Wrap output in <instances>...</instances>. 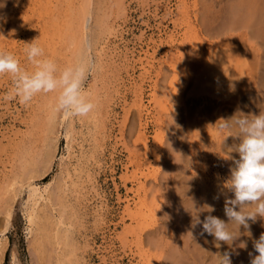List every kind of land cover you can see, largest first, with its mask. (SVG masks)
<instances>
[{
  "label": "rangeland",
  "instance_id": "rangeland-1",
  "mask_svg": "<svg viewBox=\"0 0 264 264\" xmlns=\"http://www.w3.org/2000/svg\"><path fill=\"white\" fill-rule=\"evenodd\" d=\"M63 1L64 0H60L61 3H63ZM73 1L75 2V4L78 3V5L81 2V0H73ZM103 1H104L103 7L104 6L107 7L109 5L110 6L109 8H111V5L115 4V2H113L115 0L112 1L103 0ZM103 1L100 0V3ZM195 1L196 0H185V1L184 0H123V1L117 0L118 6L116 4L115 6L116 9H114L115 13L114 11H112L111 13L113 15L111 14V16L109 13L108 22L100 28L99 34L97 35L98 38L96 36V39L99 42V47L100 48L103 47V49H105L106 52L105 53L107 58L105 60L106 66L102 69L103 71L102 70L98 71L97 67H95V63H94L95 57L92 56L93 53L90 56L91 57L90 59L94 60L93 62H91L93 65V69L96 70L98 73L96 72L94 75L93 71L91 72V74L89 75L86 81L85 87L86 90L91 94L93 102L95 103L96 107L94 111L89 114L88 117H82L84 119L86 118L85 123L79 120L78 119L79 117H68L62 120V117L60 116L61 113L57 114V115L60 114L59 116H57L58 118L59 117L60 118L58 119L59 123L56 125L57 145L54 153V159L50 164V168L45 172L44 175H42V177H38V174L42 173V171H44V169L47 168L43 166L44 167L43 169L42 164L39 163L38 159H37L38 162L35 163L33 162V164L27 162V165L24 167L20 166V162H22V160L23 162L28 161V156L29 154H31V152L27 151L29 147L34 148L33 150H37V151H40V148H42V142H43L42 119L43 117H45L44 116L46 113L45 110L48 107L50 101L52 100V98L56 97L57 93L38 94L33 98V100L29 104L22 105L19 103L17 99L9 100L7 98L13 87V81L10 74L0 75V197H2V199L0 198L1 200L0 210L4 206L3 205L4 200H7L6 197L9 196L10 192L7 191L16 190V195L14 199L12 198L13 199L12 216L10 217V224L8 225L6 230H4V227L2 228V224H1V221L5 222L4 221L5 215L3 213H0V241L6 239L8 242L1 264H11L12 262L11 250H15L16 254L19 256V257L17 256L18 257L17 262L19 261L18 262L19 264H39L38 261H36L37 259L35 257V254L34 256L30 255V252H32L31 254H33V251L31 250L32 241L35 239L36 236H40L38 232V223L40 220L38 218H35L34 221L30 222L27 218L26 213L30 205V199L28 197L29 191L32 186L38 188V191L42 196L41 198L38 199L39 215H41L42 210L40 209L46 208V206H44L45 203L44 197L51 196L53 200H56L55 198L56 181L64 173V170H66L67 167L70 168V177L67 179V181L71 183L72 182L71 179H72L75 181L76 185L77 184L80 185L78 190L77 189L75 190L74 187H71V190L66 192L67 206L65 207L66 209L65 227L67 231H70L72 236H75V238L77 239L76 241H78L77 252L78 254H80L79 264H159V263H154V258L152 259V257L156 258L157 256L159 257V255H161V258L167 257L169 258L168 259L169 261L171 260L169 257L170 251L171 253L174 252L177 254V255L173 254V256H175L176 258V262L174 261L175 264L177 263L179 264L180 261H181L180 264H182V261L183 264H185L184 260L187 259L185 255H188V257L191 258L192 254L190 255L191 252L188 254V251H190V248L192 246L194 248L195 241L198 242L196 244L203 243V236L200 235L201 230L195 231L194 233L192 232L193 238L192 236L190 238L188 237L189 241L186 239L187 236L181 237L184 241L187 240V242L185 243H188V245L190 246L189 247L184 243V241L181 238H179L180 237L179 233L181 232V229L180 232L178 233L179 230L178 227L174 229L175 226L170 227L168 225L165 227L166 228L165 231H163L165 234L162 232L164 235L163 238L165 240L162 237H161L162 239L157 238L159 237L158 235L157 237H155V235H152L154 240L156 239L158 242L156 240L154 242V240H152L153 238L148 239L149 236L147 235H145L147 238L145 237L144 239V234H146V231L148 232L155 229V227H158V225L162 224L163 221L162 219L160 220L158 218L156 220V216L154 218L149 217V219L147 218L148 221L146 220L147 223H145V226H142L144 225L143 222L140 223L139 226L138 222L139 220L142 219H139L140 216L138 217V214H134L139 210L141 211L142 208H143L142 210L147 211V213L149 211L148 208L146 210L144 206H141L140 199L142 198H140L141 196L139 197V195L137 196L138 193L136 190L138 189V185L140 184L139 180L141 182L144 181L145 178L153 179V173H154L153 169L155 170L156 167H158L154 162L155 156L151 153H148L146 148L147 147L150 148V146L156 148L158 146L157 143L159 141L157 138L166 135V131L162 130V127L164 125L162 126L160 124L157 125L155 124L159 117L160 119L163 120L165 117L169 118L170 114H172L171 110L173 109L172 108L173 106H178L182 108L183 106L186 105V102L188 103L190 102L189 104L187 103L188 107L191 106V104L194 106L196 102L192 103V101H196L195 99L197 98L205 99L206 102L211 103L212 101L217 100L221 96L225 100L226 105L229 106L232 105L230 106V108H233L234 106L230 102H232V100L237 97L249 96V95L252 97L257 93L259 94L258 96L260 98L261 93L262 94L264 93L263 92L264 86L263 85L257 86L258 84H261L264 81L262 80L264 78L263 77L264 76V47H263L264 43H261L264 39L261 40L260 38L261 35H257L260 36L259 37L260 43H259L257 40L258 38L256 37L257 32L255 34V32H253L252 29L253 27H252L250 31L252 32L253 37L251 35L249 36L242 34L243 36L242 38L240 37L241 38L240 39L238 38V36H240L239 33L241 31L238 32L237 30L234 33V31L231 29L229 31L225 30L224 34L220 37H218L219 34H221L220 32L218 33V36L212 38L209 37L208 34H210L212 31L216 32V30L219 27H220L219 30L221 29L222 24L225 23L227 19L228 12L226 11H230L231 5H233V3L231 4V2H228L229 0H222L223 2H220L221 0L219 1L216 0V3L218 4L215 3V0H213V2H209L208 0L209 4L206 2L207 0L206 1L199 0L197 2ZM239 1L242 0H237V1L235 0L234 2L236 4ZM49 2L54 6L55 5L64 6L63 4L59 3L58 0H0V14H2L0 15V51L5 53H11L15 58H17L20 61L21 67L27 69L28 71L33 70V65L31 64V62L27 60L26 53L24 51L26 47L25 43H30L34 40L39 46L43 48L45 58H49L54 61L56 60L57 62L60 61L59 63L55 61L58 69L62 70L63 67L67 65V63L61 62L62 61L61 59L52 57L51 51L53 50L54 47L49 46L46 49L44 46L41 45L42 43L41 44L39 43V40H41L42 42V39H40V35L42 34L43 28L45 29L51 26V28H47V31H53L56 30L57 28V26L55 27V25L58 23L60 24V22L54 23L56 20L53 22V20L55 19L54 17L57 18L59 10H57L58 12L53 11V13L55 12L56 15L54 16L53 13L52 15L48 12V8L45 9L44 5L48 4ZM201 3L203 5H201ZM219 3L222 4L219 5ZM213 5H217V6L214 7ZM15 6H17L16 9ZM185 7L187 10L182 9ZM219 8L222 9V11H220ZM2 9H4V11L1 12ZM208 10H211L212 12ZM200 11L201 12L203 11L206 14H209V12H211V14H209L210 16L209 15L205 16L203 15L204 13L202 12L203 16H205L206 18L208 17L206 19L201 15ZM186 12H188L192 16L196 14L197 15L196 17L199 18L197 20L198 22L200 20V17H202L203 19V21L200 20L202 24L196 23L197 21L194 20V18L192 19L195 22L193 23L194 25L191 26H194L195 28L199 26L200 27L203 26V28L202 27L196 28V31L198 30V35H200L199 36L200 40L203 39L202 43L203 42L204 43L200 44L201 47L200 45L197 46L196 48L197 51L194 52L195 54L192 53L193 51L192 49H194L195 51V47L189 48V45L191 44L190 34L192 33L190 32L191 30H189L190 26L184 22L185 18L183 17L187 16L185 14ZM165 13H167V15ZM223 17H226L225 21L223 20ZM204 19L206 20V22H204L205 21ZM50 21H52V23L55 25L53 26L52 24H50L51 23ZM91 21L92 20H89V23L87 21L86 25L90 26V24H93L91 26H94V22ZM174 21L177 22L175 23ZM46 22L47 24L49 23L48 26H46L47 25ZM178 22L180 25L178 24ZM43 23H45V25ZM41 24L43 27L41 26ZM61 26L62 25H60V27ZM207 28L208 30H206ZM200 29L201 30L204 29L207 32V34L205 31H204L205 34L204 33L202 34L201 32H203V30L201 31ZM185 31L188 35L185 33ZM241 33H244V31ZM232 34L234 36L233 39L236 38L237 41L236 43H234L235 39L234 40L231 39ZM169 35H171V37ZM187 36H189V38H187ZM203 36L205 38H203ZM228 36L231 38L229 39ZM149 37L151 39H148ZM172 37L174 41L171 43L173 47L175 46L174 48L170 46L169 43ZM225 37H227L231 42L228 40L229 43L228 42L226 43L225 40H227V38L224 39ZM167 38L168 41H165ZM218 40L221 42H218ZM249 40L251 41L249 42ZM253 41L254 44L251 45ZM255 41H257L256 44ZM243 42L244 44L241 45L240 43ZM156 43L159 44L157 45ZM213 43L215 44L220 43L221 48L218 51L221 52L222 54L219 53L212 54L211 52V54L208 55L209 62L213 63V65L219 70H222L223 69L222 65H224L222 63V60L225 59L226 60L225 68L227 69V71L232 72V73L229 72V75L231 74V76H234L235 80H231L230 78L226 77V82L224 85L220 77L214 79L213 76L215 75L210 74V77L209 78L207 77V79L209 80V81L207 80V82H202V80L201 81L199 80L197 83H195V81L192 82L193 77L191 76H194V80H195V77H197L195 73H199V71H197V66L194 67L190 66L193 65V63H191L192 60L196 61V57H199L198 54L200 55V52L198 53V51H202V54L205 55V52L209 47L207 45ZM175 44H177L178 46L176 47ZM186 45L188 46V50L186 49L187 47ZM162 46L164 47V49ZM180 46H182V48ZM245 46H246L245 51H248L247 52L248 54H246V56L243 55L244 50H240V48L241 49L243 47L245 48ZM153 47L156 48L154 49ZM179 47L181 48V50ZM250 47H254V49L252 48L250 49ZM152 48L154 51H152ZM170 49H171V53L169 51ZM189 49L192 51H189ZM256 49H258L257 50L258 52L255 51ZM160 50L163 52H161ZM250 50L251 51L254 50L255 53L252 51L253 54H255L254 56H252L253 54L250 53L251 52ZM256 54L258 55L256 56ZM173 55L175 56V58H172ZM189 55L192 57L194 56L195 59L190 58ZM239 55L243 56L244 58L247 57V61L246 59H244L245 65L247 67H245L244 65H239L235 62V60L239 59L238 58ZM176 56L178 57L177 63L175 62L177 61L175 60L177 59ZM58 57L64 58V56L62 55H59ZM188 57L190 58L189 60L190 62L187 60ZM145 58H147V60ZM137 59L139 60L138 62ZM253 59L256 61L255 62L256 64L254 63ZM133 60L135 61L133 62ZM228 60H232L234 62V65L236 66L234 70L233 67H231L230 65L231 64L230 61ZM172 62L175 63L176 67L178 66L179 68L177 75L178 78L175 77L174 73L172 72V69H170ZM140 63L141 65H144L143 63H145V65L141 66ZM112 64H114L115 67H117L118 65V67L113 68L114 65ZM149 64H151L152 67H150ZM130 65L132 66V68L130 67ZM155 65L157 66L155 67ZM159 65L165 67L166 69L168 68L169 71L166 74L168 76V77L166 76L167 79L166 77L165 79H162L163 78L161 77L162 75H159L160 78L159 76L156 75V70L158 71L157 67H159ZM119 66L123 68L118 69L120 68ZM248 67L249 68L251 67L252 69L249 70ZM144 72H146L147 76L145 75ZM214 73L217 72L215 71ZM148 74L151 78H149ZM170 74L172 76L174 75L175 78L174 77L172 78ZM187 74L190 75L188 76V78L190 77L192 80L189 79L187 81L184 80ZM156 77H158L157 79L160 81H157ZM258 78H260L261 83H258L260 81V80L258 81ZM161 79L164 82V84L162 83ZM256 79H257V85L255 81ZM154 81H157L158 84H156L157 82L154 83ZM184 81L185 83H182ZM189 81L190 84L192 82L191 85L187 83ZM177 82L179 83L177 84ZM175 84L178 86L174 88ZM157 85L160 86V89L159 86ZM257 87H259V89L261 88L262 90H258ZM161 88L164 89L162 90L163 94L161 92ZM165 89L166 92L168 91L167 93L169 94L165 92ZM176 89L179 91L178 99H176L177 97H175L176 95H178L176 94ZM133 91L134 93L141 92L143 95L139 96L138 93H136L134 97ZM159 91L161 93H159ZM150 92L157 93L155 100L156 98H158L161 104L159 105L155 104L156 101L154 100V98L153 99L151 98L152 95L154 96L155 94ZM171 93L176 95H171ZM164 95L169 96L170 98H172V100L169 99V97H165ZM139 98H141L140 99V101L142 100L141 102L139 101ZM135 101L137 104L135 103ZM142 103L145 105H143ZM157 103H159V101H157ZM100 109L103 110L102 113L104 114L102 115L103 125L97 127L96 125L99 122V118L101 119L99 115L100 112H98ZM140 109L141 110L144 109V110L141 111ZM139 114L141 117H139ZM156 114L159 117H157ZM133 115L135 118L134 117L130 118ZM129 119L136 122L135 123L136 126L134 127V130L130 134L131 136L128 135L129 131L128 134L126 133L130 137L126 136V134L124 133L127 132L126 130H128L127 126L128 127L130 126L129 122L131 121ZM153 119L155 122H153ZM71 121L74 132L72 133L73 135L71 134L72 136L68 140V138L66 137V131L70 127ZM138 123H142V124L145 123L147 124L146 125L147 127L145 129H142V127H140L139 129L140 124ZM140 130L146 133L145 134L146 143L139 141L138 139L140 133L142 134ZM204 134L206 133L201 132V134L197 135L196 138L198 139L194 140V142H196L195 145L198 144V146L200 145L207 146L215 143L214 142L215 137L213 135L210 134L209 137H207L208 134H206V136ZM73 136L74 138L72 140ZM96 138L97 141H95ZM204 138L206 140L208 139L207 140L208 142L207 141L204 142ZM71 141H73L74 143ZM210 142L212 143L210 144ZM139 145L142 146L141 149L142 148L144 149L145 147L144 150H146L147 152V157L144 158L145 159L149 158L148 159L149 163L144 158L143 159L141 158L140 162L142 163L141 164L142 166L140 167V169H137L136 162H129V160L133 159L134 161H136V154L138 153L135 152H136V148L140 150ZM132 146L135 148H133ZM143 149L141 152L138 150L139 153H143L144 151ZM80 159L82 161H85L86 163L84 164V168L80 174V178H76L75 175L72 174L74 172L73 168L75 169V167L77 166L76 163L74 162H77ZM187 159H189L190 161V156L187 157ZM201 160L202 159H200L199 161L194 160L193 162H189L191 165H194V168L196 169V171H194L193 174L194 175L203 174L205 178L207 177L208 180H210L213 172L212 169L214 163L213 161H210V158L208 160V157L205 159V161L204 160L201 161ZM46 165L49 164L46 163ZM26 169H28V171L32 172L33 174L35 173L36 175L35 178H29L28 177L29 174L26 172ZM141 170H143L144 173L141 172ZM192 170H193V166H192ZM138 171L140 172V174L142 173L141 175L143 174L145 175L146 173L149 176L144 178V176H141ZM188 171L189 172H185L184 174L181 175L183 179L185 177V179L188 178L187 180L190 181L189 179L192 177L191 168ZM134 172H137V176H139V178L141 176L142 178H140L139 180L133 179L132 176ZM125 176H127L128 179ZM130 176L132 178L131 181L129 180ZM11 178L13 179L12 181L13 185L8 187L6 183ZM187 180H185L186 184L187 183L189 184L190 182H187ZM122 183L124 184V186H122L123 185ZM127 188L131 191L128 192ZM45 190L48 191L46 192ZM162 196L163 198H165L164 195ZM152 197L153 196H151L150 197L151 199H149L148 196V201L151 202L153 199ZM153 200H155V198ZM10 201L12 200L10 199ZM56 207L59 208L57 204ZM126 210L128 211L126 212ZM69 211L74 213H70ZM129 212H132V214H134L137 217L132 218L133 215H131L130 217L129 215H127V214H131ZM137 218L139 220H136ZM181 223L182 224H180L181 225L180 227L185 230V227L183 226V222ZM139 227L143 230L139 229ZM167 231H169V233H167ZM142 232H144V234H142ZM182 233L185 234L184 232ZM170 234L173 237V239L169 237ZM159 235H161V233H159ZM175 236L176 238L174 240ZM167 238L169 239L167 240L168 243L165 242ZM258 238L259 237H257L256 239ZM143 239L144 241L148 239V241L145 242H149V244H151L150 240H152L153 243L151 245L147 244L149 247L154 245V243L156 244V242L160 244L162 240L161 244L163 245V247H161L162 245H160V251H159L157 250L159 249L157 247L154 248V250H152L153 247H150L151 248L150 249L147 245L141 246V243L145 244ZM177 239H178V243H177ZM139 240L141 242H138ZM253 240L254 238H252L251 241L253 242ZM171 244H173L172 246L176 245V247L175 246L172 247ZM181 244L184 246L183 247L180 246ZM187 246H188L187 249L188 251H186ZM166 247L167 249L169 248L171 250L170 251L169 249L167 250ZM178 247H180V249L178 250L177 253L176 251ZM16 248L18 249V251ZM172 248L173 249L176 248V251L175 249L173 250ZM193 248L191 249L193 250ZM144 249L146 252L144 251ZM141 250H143V254ZM181 250L183 252L186 251L187 254L184 253V257L186 259L184 257H180L183 254ZM252 250L254 251V249H250V251ZM164 251H168V252H164ZM144 252L147 253V255L145 254L146 257L148 256V253H150L149 257L146 258V260L144 258L145 257ZM157 252L160 253L157 254ZM217 252L218 249L216 248V246H214L212 252V259L209 261L212 263L209 264H218V258L216 255ZM162 253H166L167 256H164V254ZM178 254L180 255L179 257L181 259L180 261L178 259L179 262L177 261ZM255 255H257V253ZM173 256H171V258H174ZM31 258L32 259L34 258L36 260L34 259L32 260ZM190 258H188V262H191ZM147 259L149 260L147 261ZM155 260L156 262L158 261L157 258ZM168 261L164 259L163 261L164 263L161 264H167ZM188 262L186 260V264Z\"/></svg>",
  "mask_w": 264,
  "mask_h": 264
},
{
  "label": "bare ground",
  "instance_id": "bare-ground-1",
  "mask_svg": "<svg viewBox=\"0 0 264 264\" xmlns=\"http://www.w3.org/2000/svg\"><path fill=\"white\" fill-rule=\"evenodd\" d=\"M101 1H103V0H101ZM110 1H112V0H110ZM121 1H123V0H121ZM197 1H199V0H196L195 2H197ZM234 1L233 0L232 1H230V0L228 1V2H231V4L233 3V5H231L230 11H226V12H228L227 19H226V17H223V20L225 21V19H226V21H225V23L222 24L221 29L219 30L220 27L218 26L219 28L216 30V32L212 31L210 33L208 31L210 33V34H208V36L212 38V37L218 36V33L220 32L221 34H219V36H218V37H220V36H222L224 34L225 30L229 31L231 29V30L234 31V33L237 30H238V32L239 31H241V32L244 31V33H241V32L239 33L240 36H238V38H240V37L242 38V36H243L242 34L249 35V36L251 35L253 37V34L250 31V29L253 27L252 28L253 32H255V34L257 32L256 37L258 39L257 38L256 39L258 40V42H259V37L260 36H257V35H261V37H260L261 40L264 39V0H262V1L261 0H242V1L237 2L236 4H235ZM58 2L61 3L60 0H58ZM106 2H105V5H106ZM113 2H115V4L114 5L110 4L111 8H109L110 7L108 5L109 2L107 4L108 5L107 7L106 6L103 7L104 1L100 3V0H81L79 5H78L77 2H76L77 4H75V2L73 0H64L63 3H61L64 6H62V5L61 6H59V5H55L54 6V5H52L49 2L48 4L44 5V7H45V9L48 8V12L50 14H52L53 11L59 10V12L57 11L58 12L57 18L54 17L55 19L53 18L54 19L53 22L56 20L54 23L60 22V24L58 23V24L55 25V24L52 23V21H50L51 22L50 24H52L53 26L55 25V27L57 26V28H56V30H53V31H47V28H51V26L47 27L45 29L43 28L42 29V34L40 35V39H42V42H41V40H39V43L40 44L42 43L41 45L44 46L46 49L49 46L55 48V49L53 48V50H55V51H53L51 49L52 50L51 51L52 57H56L57 59H61L62 60L61 62L67 63V65L64 66L63 68L68 67V66H72V65H74L76 63H88L89 61L93 62L94 60L90 59L91 58L90 56L93 53L92 56L95 57V61H94L95 67H97L98 71L102 70L106 66V62H105V60L107 59L106 55H105L106 52H105V49H103V47H101V48L99 47V42L97 41L96 36L99 34L100 28L102 26H104L108 22L109 13H110V16L112 14L111 13L112 11H114V13H115L114 9H116L115 6H116V4L118 6V3H117V0H115ZM186 2H185V4H186ZM206 2L209 4V2H213V0H209V2L207 0ZM220 2H223V1L221 0ZM215 3H216V0H215ZM121 4H122V2H121ZM212 4H214V3H212ZM216 4H218V3H216ZM220 4H222V3H219V5ZM183 5H182V7H183ZM197 5H199V4H197ZM201 5H203V4L201 3ZM219 5H218V7H219ZM213 6L215 7L217 5H213ZM16 7L17 6H15V9H16ZM119 7H120V5H119ZM204 7H206V6H204ZM158 8H156V9H158ZM182 9L184 10V9H186V7L182 8ZM195 10H196V8H195ZM2 11H4V9H2L1 12ZM208 11H211V10H208ZM220 11H222V9H220ZM202 12L200 11L201 15L204 13L203 15L207 16V15L211 14L212 11L209 12V14H206L205 12L202 13ZM155 13H156V11H155ZM219 13H222V12H219ZM53 14H54V16H56L55 12ZM165 14L167 15V13H165ZM185 14L187 16L183 17V18H185V20L184 19L183 20H184L185 23H187L190 26L189 30H191L190 32L192 33V34H190L191 35V37H190L191 41L190 40L189 41L191 43L190 44L191 46L189 45V48H192V47L194 48L195 47V51H194V49H192L193 51L189 49V51H192V53H194V52L197 51L196 50L197 46H199L202 43V41H203V39L200 40V37H199L200 35H198V30L196 31V28H201V27L203 28V26L200 27L199 24H198L199 27H196V28L194 26H191V25H194L193 23L195 22L192 19L194 18V20L197 21L199 18L196 17L197 16L196 14H194V16H192L188 12H186ZM0 15H2V14H0ZM166 15H165V17H166ZM183 15H184V13H183ZM213 15H214V13H213ZM205 16H203V17L206 18ZM165 17H164V19H165ZM89 20H92L94 22V26H91L93 24H90V26L86 25L87 21L89 23ZM200 20L203 21L202 17H200ZM200 20H199V22L197 21L196 23H201ZM223 20H221V21H223ZM174 22L176 23L177 21H174ZM184 22H182V23H184ZM204 22H206V20ZM43 24L45 25V23H43ZM46 24H47V22H46ZM48 24L46 26H48ZM178 24H179V22H178ZM60 25H62V26L60 27ZM184 25H186V24H184ZM41 26H42V24H41ZM160 26H162V25H160ZM175 26H176V24H175ZM254 27H255V29H254ZM94 28H97L98 30L94 29ZM185 28H188V27H185ZM216 28H217V26H216ZM48 30H50V29H48ZM202 30H203V32H201V33L203 34L205 30L204 29H202ZM206 30H208V28ZM185 33H186V31H185ZM206 34H207V32H206ZM169 36L171 37V35H169ZM189 36H187V38H189ZM176 37H174V38H176ZM231 37L228 36L229 39L230 38L232 40L235 39L234 43H236L237 41H236V38L233 39V37H234L233 34L231 35ZM97 38H98V36H97ZM168 38L165 41H168ZM203 38H205V37L203 36ZM226 38L227 37H225L224 39H226ZM228 38H227V40H225L226 43L227 42L229 43V41H230ZM148 39H151V38L149 37ZM173 41H174V39L172 37L171 41H169L170 46H172L171 42H173ZM250 41L251 40H249V42ZM263 41L261 43H264ZM145 42H147V41H145ZM218 42H221V41L218 40ZM239 42H242V41H239ZM256 43H257V41H255V44ZM142 44H143V41H142ZM166 44H167V42H166ZM240 44L243 45L244 42L240 43ZM252 44H254V41L251 43V45ZM175 45H176V47L178 46L177 44H175ZM207 46H209V47L207 48V50L205 52V55L202 54V51H198V53L200 52V55L198 54L199 57H196V61L194 60L195 63L192 60V59H195V57L193 56L194 57L193 58L192 56L189 55V57L192 58L191 59L192 60L191 63H193V65H190V66L191 67L192 66L193 67L197 66V71H199V73H195L196 76H197V77H195V80H194V76H191V77H193V81L192 82L195 81V83H197L199 80L200 81L202 80V82H207V80H208L207 77L209 78L210 74L215 75V76H213L214 79L220 77V79H221V81H223L224 85H225V82H226V77L230 78L231 80H235L234 76H231V74L229 75V72L230 73H232V72L231 71H227V69L225 68L226 67V60L225 59L222 60V63L224 64V65H222V67H223L222 70H219L218 68H216L213 65V63L209 62L208 55L211 54V52H212V54L213 53L222 54L221 52L218 51L221 48L220 43L208 44ZM180 47L182 48V46H180ZM200 47H201V45H200ZM153 48H152V51H154ZM181 48H180V50H181ZM243 48L242 49L240 48V50H244L245 51L246 46H245L244 49ZM251 48L254 49V47H250V49ZM163 49H164V47H163ZM171 49L169 50L170 53H171ZM186 49L188 50V46L186 47ZM187 50H186V52H187ZM257 50L258 49H256L255 51H257ZM244 51H243V55L246 56V54H248L247 53L248 51H245L246 53ZM252 51L254 52V50H252ZM252 51L250 53L253 54ZM161 52H163V51H161ZM69 54H70V56H69ZM59 55L64 56V58H59L58 57ZM176 55H177V53H176ZM196 55H197V53H196ZM251 55H250V57H251ZM254 55L255 54H253L252 56H254ZM257 55L258 54H256V56ZM234 56H236V55H234ZM123 57H124V55H123ZM151 57H152V55H151ZM189 57L187 59L188 61L190 60ZM248 57H249V55H248ZM172 58H175V56L173 55ZM238 58L239 59H237V60H235V58H234L235 62L237 64H239V65H244L245 67H247L245 65V62H244V59H246V61H247V57L244 58L243 56L239 55ZM138 59H137V62L139 61ZM145 59L147 60V58H145ZM129 60H130V58H129ZM135 60H133V62ZM175 60H177V61H175L177 63L178 62V57ZM140 61H141V59H140ZM228 61H230V63H231L230 65H231V67H233V70H234L235 67H236L234 65V62L232 60H228ZM59 62L60 61H58L57 63H59ZM160 62H161V60H160ZM173 62L171 64V68L170 69H172V72L174 73L175 77H177L179 68H178V66L176 67L175 63H173ZM255 62L256 61L254 60V63ZM143 64L145 65V63H143ZM151 64H149L150 67H152ZM112 65H114V64H112ZM140 65H141V63H140ZM144 65H141V66H144ZM156 66L157 65H155V67ZM248 66H249V64H248ZM110 67H112V66H110ZM117 67H118V65H117ZM117 67H115V65H114L113 68H117ZM130 67L132 68L131 65H130ZM160 67H162V66L159 65V67H157L158 71L156 70V75L157 76L162 75L161 76V77H163L162 79H165V77L167 76L166 74H167V72L169 70H168V68L166 69L165 67H162V68H160ZM122 68L123 67H120L118 69H122ZM251 69L252 68L250 67L249 70H251ZM92 71H93L94 75L97 72L94 69ZM153 71H151V72H153ZM215 71L217 73H214ZM172 72H169V73H172ZM144 73L146 75V72H144ZM149 74H150V72H149ZM149 74H148V76H149ZM174 75L173 76L171 75L172 78L174 77ZM188 76H190V75L187 74V76H185L187 79L184 78V80H186V81L188 79L192 80L190 77L188 78ZM167 77H166V79H167ZM182 77H184V76H182ZM149 78H151V77L149 76ZM157 78L158 77H156V79ZM159 78H160V76H159ZM162 79H161V81H162ZM259 80H260V78H258V81ZM262 80H264V78ZM157 81H160V80L157 79ZM157 81H154V83H156ZM255 81H256V85H257V79ZM192 82H191V84H192ZM162 83L164 84L163 81H162ZM178 83L179 82H177V84ZM182 83H185V81L182 82ZM187 83L190 84V81L187 82ZM258 83H261V80ZM262 83L258 84L257 86H262V85L264 86V81ZM156 84H158V82ZM159 85H157V86H159ZM160 86H159V89H160ZM177 86L178 85L175 84L174 88L177 87ZM142 88H144V87H142ZM162 88H161V92H162V90H164ZM257 88H258V90H262L261 88L259 89V87H257ZM155 89H156V87H155ZM135 90H136V88H135ZM161 92L159 91V93H161ZM165 92H166V89H165ZM178 92L179 91L176 89V94H178ZM260 92H262V91H260ZM133 93H134V91H133ZM136 93H138V92H136ZM136 93H134V97H135ZM150 93H154L155 94L154 96L152 95V97H151L152 99L154 98V100H155V97L157 96V93H155V92H150ZM173 93H175V92H173ZM162 94H163V92H162ZM167 94H169V93H167ZM176 94H172L171 93V95H176ZM138 95L141 96L143 94L140 92V93H138ZM258 95L259 94L256 93L252 97L249 95V96H241V97H237V98L233 99L232 102H230L231 104H233V106H234L233 108H230V106H232V105H230V106L226 105L225 100L221 96L215 101H212V102L210 101L211 103L206 102L205 99L197 98V99H195L196 101H192V103L196 102V104H194V106L191 104V106L188 107L187 106L188 102H186V105L183 106L182 108L178 107V106H173L172 107L173 109L171 110L172 114L169 113L170 117L168 118V117L164 116L167 120L165 118H164V120L160 119V117L156 114V116L159 117V118L157 120L158 123L156 122L155 124L156 125L160 124L162 126L164 125L162 127V130L166 131V135H164L162 137L160 136V137L157 138L159 141L157 143L158 146L156 148L155 147L153 148V147H151L149 145L150 148L147 147L146 149H147L148 153H151V154H153L155 156L154 162L156 163V165L158 167H156L155 170L153 169V172H154V173L152 172L153 173V179H146L145 177H147L149 175L146 174V173H145V175L144 174L141 175L142 173L140 174L139 171H138L139 174L141 176H144V178H145L144 181L140 182L139 179L142 178V177L140 176V178H139V176H137V172H134L133 176H132L133 179L139 180V183H140L138 185V189L136 191L138 193L137 196L139 195V197L141 196L140 198H142V199H140L141 206H144V208H146V210H147V208L149 210L148 213H147V211H143L142 210L143 208L142 209L140 208L141 211L139 210L138 212L134 213V214H138V217L140 216L139 219H142V220H139L138 218L136 219V220H139V222L137 221L138 225L143 222L144 225H142V226H145V223H147V221H148L147 218L148 219H149V217L150 218H154L155 216H156V220L158 218L160 220L162 219V221H163V223L158 225V227H155V229H153L151 231H148V232L146 231V234H144L145 231L142 232V234H144V239L146 237L145 235L150 237V238L148 237V239H152L153 238L152 235H155V237H157V235H158L159 237H157V238L162 239L164 237V235H163L164 232L163 231H165V229H166L165 227L168 225L170 227L171 226L172 227L175 226L174 229H176V227H178L179 228V230L177 229L178 233L180 232V229H181V232L179 233L180 234L179 238L187 236L186 239L189 241L188 237L190 238L191 235L188 234V233L190 231L194 233L195 231L202 230L200 226H198L196 229H191L190 228V224H191V221H192V215H195L196 211H198L197 209H199V210H201L199 215H200L201 219H203V217L205 215L209 214V213L206 212V208H204L205 205L214 206L215 211L212 212L211 215H214V216H216V217H218V218H220L222 220H225V222H228L227 221V217L224 214L223 207H224L225 198L226 197H231L232 193L228 192L227 189L224 188V182L229 176V169L233 166V163H232V160L230 159V157H235L237 155L233 151L235 149L236 143H238V141L236 139V136L238 135V129L235 128V127H232L231 129L220 130L218 125H219V123H221V121H220L221 119H228V118L232 117L237 111L242 112L244 114H252V113H258V112H264V93L263 94L261 93L260 98H259ZM139 96H137V97H139ZM160 96H161V94H160ZM165 97H169V96H165ZM175 97H177L176 99H178L179 98V94L176 95ZM140 99L141 98H139V101H140ZM157 99L158 98H156V100H155L156 101L155 104L156 105L157 104L158 105L161 104L160 100L159 99L157 100ZM169 99L172 100V98H170V97H169ZM157 101H159V103H157ZM135 103H136V101H135ZM54 104H55V97L52 98V100L50 101L48 107L45 110V112H46L45 115H44L45 117H43V119H42L43 120L42 121V135H43L42 136V141H43L42 142V148H40V151H37V150H33L34 148H30L29 147L27 149V151L31 152V154H29V156H28V161H24L23 162V160H22V162H20V166L24 167V166L27 165V162L30 163V164H33V162L35 163V162H38V160H39V163L42 164V168L44 169V167H46L47 169H44V171H42V173H39L38 177H42V175H44L45 172L50 168V164L52 163V160L54 159V153H55V150H56V145H57L56 125L59 123L58 119L60 117L58 118L57 116H59L60 114L57 115L58 113H54L53 112ZM143 105H145V104H143ZM102 109H100L98 111V112H100L99 115H100L101 119L99 118V122L96 125L97 127H100V125H103L102 115H104V114L102 113L103 112ZM142 110H144V109H142ZM150 114H151V112H150ZM160 115H162V114H160ZM237 115L239 116L241 114L237 113ZM60 116L62 117V120L65 118L62 114ZM133 117H134V115L132 117H130V118H133ZM139 117H141L140 114H139ZM78 119L81 120L83 123H85V119L86 118L84 119L82 117H79ZM130 121H131V122H129L130 126L129 127L127 126V128H128V130H126L127 132H124L125 134L126 133L128 134V131H129L128 135H130L132 133V131L134 130V127L136 126L135 125V123H136L135 121H133V120H130ZM153 122H155L154 119H153ZM138 124H140V126L138 125L139 129H140V127H142V129H145L147 127L146 126L147 124H145V123L144 124L138 123ZM73 132H74V130H73V125H72V121H71L70 127L66 131V137L68 138V140L73 135L72 134ZM184 132H185V134H184ZM201 132L208 134L207 137H209L210 134L213 135L215 137V141H214L215 143L212 144V145H207V146L200 145L201 147L198 146V144L195 145L196 142H194V140L198 139L196 137H197V135L201 134ZM229 133L231 134L232 137H227L225 139V141H224L225 136H228ZM127 134H126V136H128ZM145 134L146 133L144 131L142 132V134L140 133V135L138 137L139 141H142V142L146 143L145 142V139H146ZM206 134H204V135L206 136ZM130 136H128V137H130ZM207 137H205V138H207ZM73 138H74V136L72 137V140H73ZM201 138H203V137H201ZM205 138H204V142L208 140V139L206 140ZM95 141H97V138L95 139ZM71 142H73V141H71ZM211 143L212 142H210V144ZM141 147L142 146H140V150H139V149H137L138 148V145H137L136 152H135V153H138V154H136V161H134L133 159L129 160V162H136L137 169H140V167L142 166L141 165L142 163L140 162V159L141 158L143 159L144 157L145 158L147 157V152H146V150H144L145 147H144V149L142 148L144 150L143 153H139V151L140 152L142 151ZM133 148H135V147H133ZM128 150H129V148H128ZM189 156H190V161H189V159H187V157H189ZM207 157H208V160L210 158V161H213V163H214L213 169H212L213 172H212V176H211L210 180H208L207 177L205 178L203 176V174L202 175H198V174L194 175L193 173H194V171H196V169L194 168V165H191L189 163V162H193L194 160H198L199 161L200 159L205 161V159ZM148 159H145V160L149 163ZM34 160H36V161H34ZM46 163L49 164V165H46ZM74 163H76L77 166L75 167V169L73 168L74 172L72 174L75 175L76 178H80V174L83 171L84 164L86 162L82 161L80 159V160H78L77 162H74ZM192 166H193V170H192ZM113 168H114V166H113ZM190 168H191V171H192L191 172L192 173L191 174L192 177L189 179L190 181H188L187 180L188 178L185 179V177H184V179H183L181 174H184L185 172H189L188 170H190ZM26 172L29 174V176H28L29 178H35V176H36L35 173L33 174L32 172L28 171V169H26ZM141 172L144 173L143 170H141ZM69 177H70V168L67 167V169L64 170V173L56 181V185H55V188H56V190H55L56 191L55 198H56V200H53L51 198V196L44 197V200H45L44 206H46V208H43V209L41 208L40 209V210H42L41 215H39V208H38L39 200L38 199L41 198L42 196H41L40 192L38 191L37 187L32 186L30 188L29 196H28L29 199H30V205H29V208L27 210L26 215H27V218H28V220L30 222L34 221L35 218H38L40 220L39 223H38V232H39L40 236H36L35 239L32 241V244H31L32 245V249L31 250L33 251V254H31L32 252H30V255L34 256V254H35V257H36L37 260L34 259V258L33 259L38 261L39 264H79V256H80V254H78V252H77V250H78L77 242L78 241H76L77 239L75 238V236H72L70 231H67V229L65 227V224H66V219H65L66 218V216H65V210L66 209H65V207L67 206L66 192L71 190V187H74L75 190L76 189L78 190L80 185L79 184L76 185L75 181L72 180V179H71L72 182L69 183L67 181V179ZM125 177H127V176H125ZM132 178L130 176L129 180L131 181ZM127 179H128V177H127ZM185 180H187V182H190V183L189 184L187 183L188 184L187 185ZM12 181H13L12 178L9 179L7 181V183H6V185L8 187H10L11 185H13ZM122 186H124V184ZM6 191H5V193H6ZM45 191L47 192L48 190H45ZM127 191L129 192L131 190H129L127 188ZM7 192H10L11 194L9 193V196H7L9 199L6 197L7 200H4V202H3L4 206L0 210V213H3L5 215V217H4V219H5L4 221L5 222L1 221L2 228L4 227V230H6L8 225L10 224V217L12 216V202H13V199H14V197L16 195V190H12V191L9 190ZM119 192H120V190H119ZM162 195H164L165 198H163ZM148 196H149V199H151L150 197L153 196L152 198L153 199L155 198V200L152 199L151 202L148 201ZM119 197H117V198H119ZM215 197H219V199H216ZM0 198L2 199V197H0ZM10 199L12 201H10ZM192 202L194 203V207H193V203ZM56 204L59 206V208L56 207ZM148 206L150 207V209H149ZM252 207H254V206H251V207H249V208H247L245 210L246 211H250V210H252ZM127 211L128 210H126V212ZM69 212L70 213H74V212H71V211H69ZM176 212H177V214H176ZM129 213H131V214H127V213L126 214L129 215L130 217H131V215H133L132 218H134V217L136 218L137 217L134 214H132V212H129ZM178 214H179V216H178ZM122 217H124V216H122ZM11 219H13V218H11ZM181 222H183V226L185 227V230L180 227L181 226L180 224H182ZM249 224H250L251 236H248L247 233H245L246 230L243 227H241L239 229L240 235L233 242V244L231 246H229L227 244H224L223 242H220L222 248L221 247L220 248L216 247L218 249L217 253H224L225 251L229 252L230 259H231V264H250L251 257L249 256V253L253 252L252 253L253 255L256 254V253L254 254L253 250L250 251V249H254L253 248V242L251 240H252V238L256 239L257 237L260 236V234L262 232H264V219H259L258 218L255 223L249 221ZM142 226H141V228H142ZM235 227L236 226L234 224H229V228L231 230L235 231ZM141 228L139 227V229H141ZM141 230H143V229H141ZM182 232H184L185 234H183ZM156 233H158V234H156ZM159 233H161L162 236L159 235ZM167 233H169V231H167ZM181 233L183 234V236H182ZM166 236H168V235H166ZM202 236H203V243L202 244H200V243L196 244L198 242L195 241L194 248L192 246L191 248H193V250L190 248V251L187 250L188 246H189L188 243H185V242H187V240L184 241L181 238L184 241V243L186 245H188L186 247V251H188V254L191 252L190 255L192 254V256L190 258V257H188V255H185L187 257V259H186L184 257V253L187 254L186 251L183 252L181 250V252H183V254L181 253L182 256L179 255L180 253L178 254L177 261H178V259H179V261L181 260L180 257H184L187 260V262H188V258L191 259V260L189 259L191 262H188L187 264H209V263H212V262H209V261L212 259L213 247L216 245V241L214 240V238L212 236H209L207 234H204ZM253 236H256V237H253ZM169 237H171L173 239L171 234H170ZM140 238H142V237H140ZM140 238H137V239H140ZM168 238L165 241L167 243H168L167 240H169ZM175 238H176V236L174 237V240H175ZM144 239H143V241H144ZM148 239H146L145 241H148ZM152 240H154V238ZM152 240H150L151 244L153 243ZM155 240H154V242H155ZM138 242H141V241L139 240ZM157 242H156V244L154 243V245H152L150 247H153L152 250H154V248L157 247V248H159L157 250L160 251V245H162L161 244L162 240H161L160 244H158ZM167 243H166V245H167ZM177 243H178V239H177ZM241 243L246 244V247H243V248L240 247ZM7 244H8V242H7L6 239L0 241V264L2 263L4 252H5V249L7 247ZM147 244L151 245V244H149V242H145V244L141 243V246L142 245L146 246ZM182 244L180 246L183 247L184 245H182ZM172 245L173 244H171V246ZM174 246L176 247V245H174ZM174 246H172V247H174ZM13 247H12V249H13ZM161 247H163V245ZM167 247H169V246H167ZM167 247H166V249H167ZM174 249L176 251V248H174ZM179 249H180V247H178V249L176 251L177 253H178ZM170 250L171 249H169V251ZM173 250H172V252H173ZM11 251H12V262H11V264H17L19 262V261L17 262V259H18L19 256L16 254L15 250H11ZM17 251H18V249H17ZM144 251H145V249H144ZM161 251H162V248H161ZM141 252L143 254V250H141ZM145 252H144V255L145 254L147 255V253H145ZM164 252H168V251H164ZM159 253L157 252V254H159ZM170 253H171V251L169 252L170 256L168 255L170 257V259H171L169 261H168L169 258H167V257L165 258V257H163V255H162L163 258H161V255H159V257L156 255L157 256L156 258L158 260L157 262L155 260L156 259L155 257H152V259L154 258V263H159V264L164 263L163 261L165 259V260L168 261L167 264H175L176 258H175V256H173V254H176V253H174V252L171 253V254ZM149 254L150 253H148L147 257L145 255V257H144L145 260H146V258L149 257ZM162 254H164V256H167L166 253H162ZM171 256H173L175 259L171 258ZM172 259H174V260H172ZM148 260L149 259H147V261ZM186 260H184L185 264H186ZM180 263H181V261H180ZM182 264H183V261H182Z\"/></svg>",
  "mask_w": 264,
  "mask_h": 264
},
{
  "label": "clouds",
  "instance_id": "clouds-1",
  "mask_svg": "<svg viewBox=\"0 0 264 264\" xmlns=\"http://www.w3.org/2000/svg\"><path fill=\"white\" fill-rule=\"evenodd\" d=\"M25 45L24 51L33 65L32 71L21 67L20 61L11 53L0 51V75L10 74L13 81L7 98L27 105L38 94L57 93L54 113H61L65 118L88 117L96 107L85 87L93 68L91 61L60 70L54 60L44 57L43 48L35 40ZM220 121V130L238 129V143L233 151L237 155L230 157L233 166L224 182V188L232 193L231 197L225 198L223 207L228 222L211 215L215 211L214 206L205 205L209 214L201 219V210L197 209L190 224L191 229L201 227L200 235L212 236L217 248L221 247L220 242L231 246L240 235L241 227L251 236L249 221L255 223L258 218L264 219V112L244 114L237 111L232 117ZM227 137L232 136L229 133L224 141ZM251 206H254L252 210H245ZM229 224L236 226L235 231L229 228ZM188 234L193 238L191 231ZM240 247H246V244L241 243ZM253 248L257 255L249 253L250 264H264V232L253 240ZM216 255L218 264H231L229 252Z\"/></svg>",
  "mask_w": 264,
  "mask_h": 264
}]
</instances>
